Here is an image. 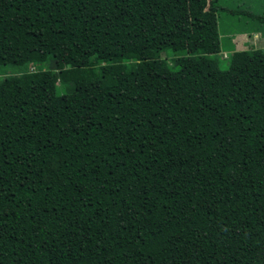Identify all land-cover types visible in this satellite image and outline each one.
Segmentation results:
<instances>
[{
    "label": "trees",
    "instance_id": "obj_1",
    "mask_svg": "<svg viewBox=\"0 0 264 264\" xmlns=\"http://www.w3.org/2000/svg\"><path fill=\"white\" fill-rule=\"evenodd\" d=\"M222 10L0 0V74L53 62L0 80V264H264V48L223 69Z\"/></svg>",
    "mask_w": 264,
    "mask_h": 264
},
{
    "label": "rangeland",
    "instance_id": "obj_2",
    "mask_svg": "<svg viewBox=\"0 0 264 264\" xmlns=\"http://www.w3.org/2000/svg\"><path fill=\"white\" fill-rule=\"evenodd\" d=\"M220 3L224 7L218 20L222 51L215 57L220 59L221 67L226 69L229 66L228 56L234 50L264 48V0H220ZM190 50L192 51V48L169 55L188 54ZM27 68L50 69L53 68V62L45 65L30 64L28 67L8 66L4 73L0 74V80L5 74L20 73Z\"/></svg>",
    "mask_w": 264,
    "mask_h": 264
}]
</instances>
